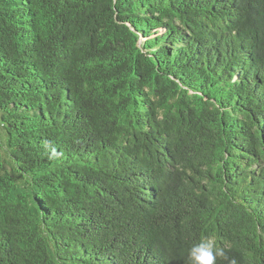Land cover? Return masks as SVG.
I'll list each match as a JSON object with an SVG mask.
<instances>
[{"label": "trees", "instance_id": "16d2710c", "mask_svg": "<svg viewBox=\"0 0 264 264\" xmlns=\"http://www.w3.org/2000/svg\"><path fill=\"white\" fill-rule=\"evenodd\" d=\"M2 146L0 264H264V0H0Z\"/></svg>", "mask_w": 264, "mask_h": 264}, {"label": "clouds", "instance_id": "9594fccd", "mask_svg": "<svg viewBox=\"0 0 264 264\" xmlns=\"http://www.w3.org/2000/svg\"><path fill=\"white\" fill-rule=\"evenodd\" d=\"M207 256H208V259L207 260H203L202 257H197V260H203V264H212V261L214 259L213 255H212V252L209 251L207 253Z\"/></svg>", "mask_w": 264, "mask_h": 264}, {"label": "rangeland", "instance_id": "374dc122", "mask_svg": "<svg viewBox=\"0 0 264 264\" xmlns=\"http://www.w3.org/2000/svg\"><path fill=\"white\" fill-rule=\"evenodd\" d=\"M6 157V155H5V148H4V146H2L1 148H0V161H4V160H7V157Z\"/></svg>", "mask_w": 264, "mask_h": 264}]
</instances>
